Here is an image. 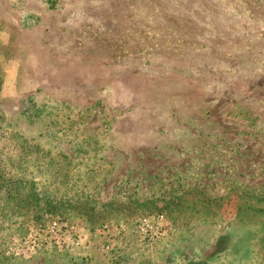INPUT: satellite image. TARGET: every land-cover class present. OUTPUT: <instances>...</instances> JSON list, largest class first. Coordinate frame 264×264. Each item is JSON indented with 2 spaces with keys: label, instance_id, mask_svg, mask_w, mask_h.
Masks as SVG:
<instances>
[{
  "label": "rangeland",
  "instance_id": "1",
  "mask_svg": "<svg viewBox=\"0 0 264 264\" xmlns=\"http://www.w3.org/2000/svg\"><path fill=\"white\" fill-rule=\"evenodd\" d=\"M0 264H264V0H0Z\"/></svg>",
  "mask_w": 264,
  "mask_h": 264
},
{
  "label": "built area",
  "instance_id": "2",
  "mask_svg": "<svg viewBox=\"0 0 264 264\" xmlns=\"http://www.w3.org/2000/svg\"><path fill=\"white\" fill-rule=\"evenodd\" d=\"M50 228L52 231H59L61 228V225L58 221H53L50 225Z\"/></svg>",
  "mask_w": 264,
  "mask_h": 264
}]
</instances>
